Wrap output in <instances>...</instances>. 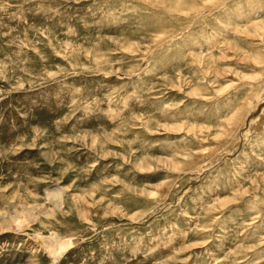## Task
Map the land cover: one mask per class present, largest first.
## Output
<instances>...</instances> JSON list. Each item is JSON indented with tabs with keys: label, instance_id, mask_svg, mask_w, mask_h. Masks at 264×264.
I'll return each instance as SVG.
<instances>
[{
	"label": "rangeland",
	"instance_id": "374dc122",
	"mask_svg": "<svg viewBox=\"0 0 264 264\" xmlns=\"http://www.w3.org/2000/svg\"><path fill=\"white\" fill-rule=\"evenodd\" d=\"M0 217V264H264V0H0Z\"/></svg>",
	"mask_w": 264,
	"mask_h": 264
},
{
	"label": "bare ground",
	"instance_id": "6f19581e",
	"mask_svg": "<svg viewBox=\"0 0 264 264\" xmlns=\"http://www.w3.org/2000/svg\"><path fill=\"white\" fill-rule=\"evenodd\" d=\"M57 202H59V201H57ZM57 202H56V204H57ZM1 218V217H0ZM4 219V217H2L1 219H0V225L1 224H3V223H5L4 221L2 222V220ZM10 224H8V225H6L5 227H3L2 229L0 228V231H3V230H5L8 226H9ZM7 230H9V229H7ZM11 231H13V230H15V229H10ZM44 243H46V245H45V247L49 250L50 249V245H49V241H47L46 239H45V241H43ZM54 243H55V245H53L52 243V246L55 248V250H56V252H53L52 253V256L55 254H57L58 252L59 253H63V252H66L67 250H69L70 249V247H71V243H70V240H64V241H60L58 238H55V241H54ZM48 244V245H47ZM53 250V249H52ZM55 255H54V261L57 259L58 260V257H56L55 258ZM52 264H55V263H52Z\"/></svg>",
	"mask_w": 264,
	"mask_h": 264
}]
</instances>
